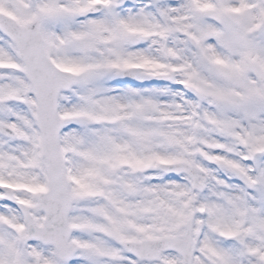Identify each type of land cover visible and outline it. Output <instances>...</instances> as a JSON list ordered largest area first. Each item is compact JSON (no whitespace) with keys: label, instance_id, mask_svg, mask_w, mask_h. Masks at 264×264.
I'll list each match as a JSON object with an SVG mask.
<instances>
[{"label":"snow or ice","instance_id":"snow-or-ice-1","mask_svg":"<svg viewBox=\"0 0 264 264\" xmlns=\"http://www.w3.org/2000/svg\"><path fill=\"white\" fill-rule=\"evenodd\" d=\"M0 264H264V0H0Z\"/></svg>","mask_w":264,"mask_h":264}]
</instances>
